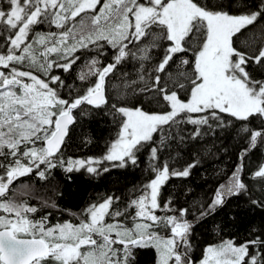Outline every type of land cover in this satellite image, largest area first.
Listing matches in <instances>:
<instances>
[{
	"label": "snow or ice",
	"instance_id": "6c2138e0",
	"mask_svg": "<svg viewBox=\"0 0 264 264\" xmlns=\"http://www.w3.org/2000/svg\"><path fill=\"white\" fill-rule=\"evenodd\" d=\"M261 22L264 0H0V264H135L145 249L154 264H264V224L240 242L203 246L198 258L193 243L196 225L231 197L264 208V161L246 173L250 153L264 151ZM85 55L73 88L57 73ZM93 111L115 129L104 153L66 156L73 126ZM185 125L190 139L232 128L244 145L207 204L162 194L199 164L161 161ZM141 154L153 177L123 207L110 194L70 213L75 223L35 215L57 205L31 204L22 178L47 181L56 169L99 176L138 165Z\"/></svg>",
	"mask_w": 264,
	"mask_h": 264
},
{
	"label": "trees",
	"instance_id": "16d2710c",
	"mask_svg": "<svg viewBox=\"0 0 264 264\" xmlns=\"http://www.w3.org/2000/svg\"><path fill=\"white\" fill-rule=\"evenodd\" d=\"M261 27H264V22H261ZM37 30L43 31L47 28L40 26ZM89 58L88 55L82 56L81 60L77 61V65L73 66V72L57 74L75 88L80 84L75 79V73L83 68L84 62ZM123 71L135 74L131 67L126 66ZM119 82L113 79L114 84ZM144 104L149 110H158L155 104H149L147 96L144 98ZM89 110L91 111L90 106ZM73 127L72 139L67 142L65 149L66 156H101L115 131L108 117L100 116L95 111L89 117L78 119V123ZM183 128V132L179 135L184 136V140L178 138L174 140L169 148L162 152L161 161L169 160L170 167H181L193 159L199 160V164L192 169L190 177L170 179L162 189V194L165 197L172 194L179 204L194 199L207 204L215 188L221 183H227L238 163L237 154L244 145L238 137L234 138L235 130L232 128L226 130L217 128L214 131L203 128L201 129L203 134L196 139L189 138L193 126L185 125ZM86 139H90L91 143H86ZM262 161H264V151L256 150L250 153L247 158L246 173L250 174ZM152 177L153 173L147 168V158L145 154H141L138 165H128L124 168L110 167L108 172L99 176H90L83 171L65 174L56 169L47 181H40L34 176L22 179L34 190L35 198L30 199L31 204L40 207L42 201H48L57 205V208H43L35 214L37 217L51 212L49 218L51 223L64 221L75 223L77 221L70 213H78L90 203H98L110 194L120 196L119 203L123 207L134 187H139ZM245 179L251 186L252 182L247 180V177ZM187 189H191V192L185 195ZM251 198H261V192L252 191ZM261 224H264V208L253 205L250 198L243 194L231 197L223 207L218 208L214 214L196 225L193 241L195 257L200 256L203 246L218 242L221 237L235 238L240 242L248 237L253 226L259 227ZM154 257V250H139L136 253L135 264H154Z\"/></svg>",
	"mask_w": 264,
	"mask_h": 264
},
{
	"label": "bare ground",
	"instance_id": "6f19581e",
	"mask_svg": "<svg viewBox=\"0 0 264 264\" xmlns=\"http://www.w3.org/2000/svg\"><path fill=\"white\" fill-rule=\"evenodd\" d=\"M92 200V199H91Z\"/></svg>",
	"mask_w": 264,
	"mask_h": 264
}]
</instances>
